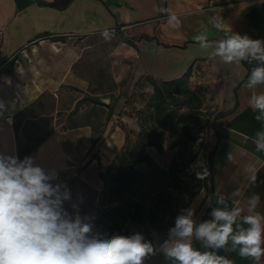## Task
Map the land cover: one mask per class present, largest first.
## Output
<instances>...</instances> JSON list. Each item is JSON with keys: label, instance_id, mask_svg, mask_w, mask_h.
I'll return each mask as SVG.
<instances>
[{"label": "crops", "instance_id": "obj_1", "mask_svg": "<svg viewBox=\"0 0 264 264\" xmlns=\"http://www.w3.org/2000/svg\"><path fill=\"white\" fill-rule=\"evenodd\" d=\"M152 8V29L144 28L140 37L126 33L140 22L135 15L148 16ZM158 9L156 0H0V63L17 58L14 71L0 75V100L10 102V111L0 119V152L21 158L34 155L42 167L59 170L55 182H65L70 192L64 208L91 223L104 189L101 173L125 145V128L140 130L136 118L125 112V100L138 82L153 76L146 68L132 74L130 66L155 57L150 47L157 52L162 46L158 40L167 44L207 40L214 49L196 53L192 63L164 78L182 76L192 65V78L201 73V85L212 86L208 88L217 100L215 113H220L211 131L212 181L181 215L192 210L198 226L212 219L214 209L238 207L234 230L247 229L244 217L250 214H260L264 228V149L258 150V143L264 144V114L248 103L254 92L264 94V83L246 87L252 70L264 63L249 58L226 64L214 54L218 43L232 34L264 42V0H162L159 14ZM172 14L182 23L180 28L174 27L176 21L169 24ZM203 15L205 20L199 17ZM105 29L108 38L101 34ZM98 46L104 49L106 69L98 67L94 56ZM105 97L109 104L100 100ZM153 149L147 147L150 154ZM253 172L255 183L250 180ZM237 189L240 194L234 195ZM254 195L259 203L250 211L248 201ZM169 233L153 231L150 243L155 254L143 264H179L162 251ZM90 235L100 238L94 226ZM191 242L201 252L213 251L195 235ZM215 251L232 264H257L251 257H241L239 246L233 250L231 241ZM259 264H264V255Z\"/></svg>", "mask_w": 264, "mask_h": 264}, {"label": "clouds", "instance_id": "obj_2", "mask_svg": "<svg viewBox=\"0 0 264 264\" xmlns=\"http://www.w3.org/2000/svg\"><path fill=\"white\" fill-rule=\"evenodd\" d=\"M172 21H176L175 28L182 26L174 14L170 15L169 24ZM101 34L108 38L109 30ZM262 44L261 40L250 39L247 35L232 34L218 43L214 54L226 64L249 58L264 63ZM261 83H264V67H257L252 70L246 87L254 88ZM248 103L264 114V94L254 92ZM9 111L10 102L0 100V119H5ZM256 119L260 120L261 116ZM6 120L10 124L12 117L9 115ZM259 149H264V144L258 143ZM37 160L34 155L21 158L17 153L0 152V264H143L149 255L155 254L153 244L146 242L139 233L113 235L109 239L90 235L92 225L87 218L71 215L63 206L70 199V192L65 182H55L59 170L42 167ZM207 175L205 168L203 173H197V179ZM250 180L256 182L255 172ZM239 194L237 189L234 195ZM220 202L223 203V197ZM248 203L253 211L259 196H252ZM240 213L238 207L231 211L214 209L211 220L194 226L193 212L189 209L186 215L176 218L162 251L179 264H232L215 251L224 249L231 241L233 250L239 246L241 257H251L259 264L264 255L261 216H245L244 223L249 227L234 230ZM193 235L213 251L201 252L194 248Z\"/></svg>", "mask_w": 264, "mask_h": 264}, {"label": "trees", "instance_id": "obj_3", "mask_svg": "<svg viewBox=\"0 0 264 264\" xmlns=\"http://www.w3.org/2000/svg\"><path fill=\"white\" fill-rule=\"evenodd\" d=\"M16 59L13 57L5 64L0 63V75L13 72ZM191 75L192 65L182 76L176 78H145L153 89L149 107L152 109L149 116L151 122L147 125V115L141 110L138 112L141 120L142 115L145 118L141 121L142 127L136 132L132 146L125 142L106 173H101L104 189L101 192L99 208L91 216V225L97 229L101 239H109L113 235H127L133 224L152 226L154 230H160V225L170 215H180L179 206L183 199L190 201L206 186V178L193 180L182 174L189 166L180 158L181 149L187 146L191 137L195 139L194 127L198 125L202 129L207 122L204 112L200 110V93L188 85ZM199 88L200 91L204 89L203 86ZM185 104H189L188 110L182 111ZM219 115L220 113H215L212 125ZM165 133L169 136L168 148H178L167 169L160 168L147 151V147L153 146L158 152H163L162 139ZM126 141L130 144L129 134ZM214 149L207 152L210 183ZM158 173L162 177L158 178ZM115 203L117 205L113 206ZM187 205L184 204L182 209L185 210ZM126 206L130 207V211H127Z\"/></svg>", "mask_w": 264, "mask_h": 264}, {"label": "rangeland", "instance_id": "obj_4", "mask_svg": "<svg viewBox=\"0 0 264 264\" xmlns=\"http://www.w3.org/2000/svg\"><path fill=\"white\" fill-rule=\"evenodd\" d=\"M156 1H157V5L159 6V9H158L159 11H157L159 14V12L163 10L162 0H156ZM176 5H178L179 8L182 7L179 2ZM134 17H139L140 22L132 24L130 26L132 27V29H128L126 33L133 34L135 36L138 35V37H140V35H142V31L144 28L146 27L147 28L151 27V29L153 28L154 23H155L154 21L155 12L153 11V8L151 9L150 12H148V16L135 15ZM199 17L200 19H203V20L206 19V15L199 16ZM212 24L216 26L217 21L214 20ZM199 35L200 36L198 37L203 39L204 36H202V34H199ZM177 44H181L182 46L181 47H178V46L163 47V45L162 46L158 45L157 52H155L156 50L155 47L151 46L150 52H152L153 56L155 57H153L152 59H146L145 61H143L142 64L135 62L134 67H131L133 65L130 66V68L132 69L131 70L132 74H138L141 71H144V68H146L149 74H151L153 77H159L160 79H164L165 77L167 78L173 74H176L188 62L192 63V61L195 60V58L197 57L195 56L196 53L198 52L205 53V51H208L209 49H214V47L209 48L210 45L207 40H202L201 42H192L189 40L187 42H184V43L179 42ZM187 45H189L188 48H186ZM94 56L99 64L98 67L102 69H106L108 66V62L106 61L104 49H102V47L100 46L96 47L94 49ZM187 69L188 67L186 68V70ZM230 70L231 69L229 67L226 69L227 72ZM202 74L205 75V72H203ZM192 76H193V72H192L191 78L188 81V85L190 86V88L197 90L200 93V96L202 98V105H201L200 110L204 112L205 114L204 118L205 120H207L208 123L206 122L205 127L202 129H199L198 125L194 127L193 133L195 135V139H192L191 137L187 146L186 147L182 146L183 147L181 149L182 156H180V158L185 160L186 164H188L189 166L188 168L185 169V171L182 174L193 180L197 178L198 172L203 173L205 168L208 170V175L204 177L206 178L205 179L206 186L204 187V189H206L210 185V181H209L210 172H209L208 161H207V152L211 150L214 145L213 141H211V131L213 127L212 125L213 116L215 115V112H216L215 108L217 106V100L215 97H213L212 90L209 91L208 87L211 88L212 87L211 85H207V84L201 85L200 83L202 80L201 73H199L198 77L196 78L195 77L192 78ZM226 79L228 83L229 82L231 83V81H229V77H226ZM199 86H203L204 89L200 91ZM152 92H153V89L149 87L147 80L138 82L135 85L133 91L127 92V100H125V102H126V106L128 107V109H125V112L130 113L132 117L136 118L137 123L139 124V127H142L141 121L144 120L145 118L144 115L141 116L143 118L142 120L138 117V115L140 114L138 112H140V110L141 112H143V114L147 115L146 117H148L147 125L151 122V118L149 116H150V113L152 112V109L149 107L152 102V97H151L153 94ZM188 106L189 104H185L182 108V111H187ZM127 124L129 125V123ZM131 128L129 127L125 128L126 137H127V134H129L130 140H131L130 144H127V141H126V145H130V146H132V143L136 138V131ZM168 139H169V136L167 133H165L162 139L163 145H164L163 152H158L156 149H153L151 152V156L154 158V160H156L160 168H165V169L169 167L171 160L173 159V157L175 156L178 150V148H174V149L168 148ZM158 175H157L158 178L162 177L161 173H158ZM188 203H189L188 200L183 199V203L179 206V211L181 212L180 215L183 214V211H184L182 209L183 205L188 204ZM115 205H117V203L113 204V206ZM126 207H127L126 208L127 211H130V207L129 206H126ZM176 218L177 217L170 215L168 219L162 225H160L161 227L160 230H157V231L160 234H166L170 232V229L175 226ZM91 224H93V221L91 222ZM153 231L154 229L152 226H142L140 224H133L130 232L127 235H123V236H131L133 234L139 233L144 237V240L146 242H150L151 234L153 233Z\"/></svg>", "mask_w": 264, "mask_h": 264}, {"label": "water", "instance_id": "obj_5", "mask_svg": "<svg viewBox=\"0 0 264 264\" xmlns=\"http://www.w3.org/2000/svg\"><path fill=\"white\" fill-rule=\"evenodd\" d=\"M190 41H192V42H196V41H193V40H190ZM158 42L159 43H161L162 45H165V46H167V45H169V46H178V47H181L182 45L181 44H177V43H175V42H171V43H169V44H167L165 41H161V40H158ZM102 102H104V103H110V98H107V97H105V98H101L100 99Z\"/></svg>", "mask_w": 264, "mask_h": 264}]
</instances>
